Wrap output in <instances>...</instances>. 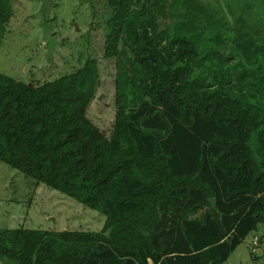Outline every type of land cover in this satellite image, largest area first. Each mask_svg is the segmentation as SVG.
<instances>
[{
    "label": "trees",
    "instance_id": "trees-1",
    "mask_svg": "<svg viewBox=\"0 0 264 264\" xmlns=\"http://www.w3.org/2000/svg\"><path fill=\"white\" fill-rule=\"evenodd\" d=\"M219 2L103 0L108 131L88 116L96 59L45 82L0 73V162L104 216L97 232L2 228L1 264H223L250 233L254 254L264 20ZM12 16L0 0V37Z\"/></svg>",
    "mask_w": 264,
    "mask_h": 264
},
{
    "label": "rangeland",
    "instance_id": "rangeland-1",
    "mask_svg": "<svg viewBox=\"0 0 264 264\" xmlns=\"http://www.w3.org/2000/svg\"><path fill=\"white\" fill-rule=\"evenodd\" d=\"M91 2L93 8L87 0H11L13 16L0 37V73L24 82H45L71 73L88 57L96 59L101 81L88 116L108 131L114 116V70L102 58L103 0ZM218 6L235 13L243 8L254 12V20H264L263 0H220ZM103 222L98 211L36 186L0 162V229L97 232ZM255 234L262 242L254 254L250 233L223 264H264V224Z\"/></svg>",
    "mask_w": 264,
    "mask_h": 264
},
{
    "label": "built area",
    "instance_id": "built-area-1",
    "mask_svg": "<svg viewBox=\"0 0 264 264\" xmlns=\"http://www.w3.org/2000/svg\"><path fill=\"white\" fill-rule=\"evenodd\" d=\"M252 245V247H255V246H257V237L256 236H254L253 238H252V243H251Z\"/></svg>",
    "mask_w": 264,
    "mask_h": 264
},
{
    "label": "crops",
    "instance_id": "crops-1",
    "mask_svg": "<svg viewBox=\"0 0 264 264\" xmlns=\"http://www.w3.org/2000/svg\"><path fill=\"white\" fill-rule=\"evenodd\" d=\"M257 235V234H256Z\"/></svg>",
    "mask_w": 264,
    "mask_h": 264
}]
</instances>
